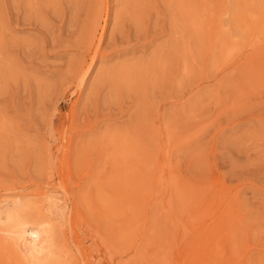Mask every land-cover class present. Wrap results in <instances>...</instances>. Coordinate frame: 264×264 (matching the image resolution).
Here are the masks:
<instances>
[{
  "label": "rangeland",
  "instance_id": "obj_1",
  "mask_svg": "<svg viewBox=\"0 0 264 264\" xmlns=\"http://www.w3.org/2000/svg\"><path fill=\"white\" fill-rule=\"evenodd\" d=\"M0 210L53 264H264V0H0Z\"/></svg>",
  "mask_w": 264,
  "mask_h": 264
},
{
  "label": "bare ground",
  "instance_id": "obj_2",
  "mask_svg": "<svg viewBox=\"0 0 264 264\" xmlns=\"http://www.w3.org/2000/svg\"><path fill=\"white\" fill-rule=\"evenodd\" d=\"M86 71L87 69H85V73H87ZM45 200L47 202L48 211H51V213H48L49 216L57 214L56 210L61 207L62 202L60 201L62 200L49 195ZM4 203L12 205L13 207H15V209L16 207H19L21 205V202L18 200L5 201ZM17 212L15 211L11 215H9L7 211V214L5 213L4 215L2 214V212H0V233L5 234L6 237L10 240V243L13 245L15 252L19 254L23 262L28 264H53L55 261V251L51 242L52 227H50L49 225L43 226V224H30L26 221H21L19 213ZM5 222H7L9 226L3 227L2 225Z\"/></svg>",
  "mask_w": 264,
  "mask_h": 264
}]
</instances>
